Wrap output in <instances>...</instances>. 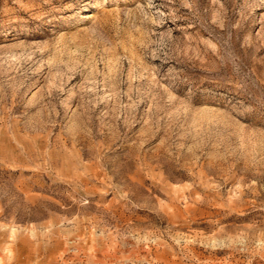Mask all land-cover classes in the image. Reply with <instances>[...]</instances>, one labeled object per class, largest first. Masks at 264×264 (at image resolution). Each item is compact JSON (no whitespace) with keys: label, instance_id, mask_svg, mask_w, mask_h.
Masks as SVG:
<instances>
[{"label":"rangeland","instance_id":"rangeland-1","mask_svg":"<svg viewBox=\"0 0 264 264\" xmlns=\"http://www.w3.org/2000/svg\"><path fill=\"white\" fill-rule=\"evenodd\" d=\"M0 264H264V0H0Z\"/></svg>","mask_w":264,"mask_h":264}]
</instances>
